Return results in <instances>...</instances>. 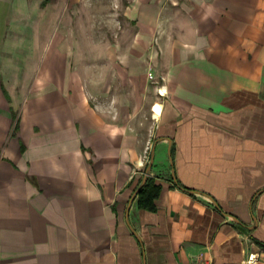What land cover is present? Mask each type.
Segmentation results:
<instances>
[{
	"label": "crops",
	"instance_id": "0c3cea01",
	"mask_svg": "<svg viewBox=\"0 0 264 264\" xmlns=\"http://www.w3.org/2000/svg\"><path fill=\"white\" fill-rule=\"evenodd\" d=\"M35 1L0 0V264H264V0H135L99 81Z\"/></svg>",
	"mask_w": 264,
	"mask_h": 264
},
{
	"label": "rangeland",
	"instance_id": "374dc122",
	"mask_svg": "<svg viewBox=\"0 0 264 264\" xmlns=\"http://www.w3.org/2000/svg\"><path fill=\"white\" fill-rule=\"evenodd\" d=\"M33 3L34 8L45 19L50 15L47 27L64 33L74 48V59L81 65H91L96 81H99L104 69V52L112 44L121 47L122 52L130 45L136 25L128 16L135 0H41ZM34 2V1H33ZM44 22V21H43ZM30 57L33 53H26ZM85 71V69H84ZM31 75V69L25 68V76ZM153 78H150L152 85ZM145 127L149 126L144 118Z\"/></svg>",
	"mask_w": 264,
	"mask_h": 264
},
{
	"label": "trees",
	"instance_id": "16d2710c",
	"mask_svg": "<svg viewBox=\"0 0 264 264\" xmlns=\"http://www.w3.org/2000/svg\"><path fill=\"white\" fill-rule=\"evenodd\" d=\"M159 190L160 186L155 185L153 180L148 179V181L138 193V205L144 209H154V200L158 197Z\"/></svg>",
	"mask_w": 264,
	"mask_h": 264
},
{
	"label": "built area",
	"instance_id": "2783aa9c",
	"mask_svg": "<svg viewBox=\"0 0 264 264\" xmlns=\"http://www.w3.org/2000/svg\"><path fill=\"white\" fill-rule=\"evenodd\" d=\"M150 78H152V76H150ZM159 93H161V89H159ZM155 106L153 107L154 111L155 110ZM161 112V111H160ZM260 256L256 253H252L249 255L248 259L246 260V262L244 264H259L260 262ZM190 264H213V263H210V262H194V263H190Z\"/></svg>",
	"mask_w": 264,
	"mask_h": 264
},
{
	"label": "water",
	"instance_id": "95a60500",
	"mask_svg": "<svg viewBox=\"0 0 264 264\" xmlns=\"http://www.w3.org/2000/svg\"><path fill=\"white\" fill-rule=\"evenodd\" d=\"M154 153H155V145H154L153 148H152V153H151L150 162H149V164H148V166H147V169H146V176L144 177L143 182H142L140 188L135 192L133 198L138 194L139 190L144 186V184H145L146 181H147V176H148V174L150 173L151 168H152V165H153V162H154Z\"/></svg>",
	"mask_w": 264,
	"mask_h": 264
},
{
	"label": "bare ground",
	"instance_id": "6f19581e",
	"mask_svg": "<svg viewBox=\"0 0 264 264\" xmlns=\"http://www.w3.org/2000/svg\"><path fill=\"white\" fill-rule=\"evenodd\" d=\"M159 109H161V107H159ZM159 111H161V110H159Z\"/></svg>",
	"mask_w": 264,
	"mask_h": 264
}]
</instances>
